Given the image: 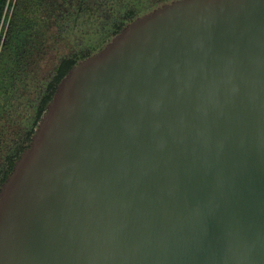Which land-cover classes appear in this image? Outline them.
<instances>
[{
    "label": "water",
    "instance_id": "water-1",
    "mask_svg": "<svg viewBox=\"0 0 264 264\" xmlns=\"http://www.w3.org/2000/svg\"><path fill=\"white\" fill-rule=\"evenodd\" d=\"M0 264H264V0H174L71 68Z\"/></svg>",
    "mask_w": 264,
    "mask_h": 264
},
{
    "label": "trees",
    "instance_id": "trees-1",
    "mask_svg": "<svg viewBox=\"0 0 264 264\" xmlns=\"http://www.w3.org/2000/svg\"><path fill=\"white\" fill-rule=\"evenodd\" d=\"M172 1L0 0V190L71 68Z\"/></svg>",
    "mask_w": 264,
    "mask_h": 264
},
{
    "label": "flooded vegetation",
    "instance_id": "flooded-vegetation-1",
    "mask_svg": "<svg viewBox=\"0 0 264 264\" xmlns=\"http://www.w3.org/2000/svg\"><path fill=\"white\" fill-rule=\"evenodd\" d=\"M174 1V0H173ZM164 5V4H163Z\"/></svg>",
    "mask_w": 264,
    "mask_h": 264
}]
</instances>
